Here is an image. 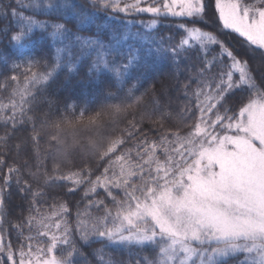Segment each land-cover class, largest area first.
<instances>
[{"label": "snow or ice", "instance_id": "obj_1", "mask_svg": "<svg viewBox=\"0 0 264 264\" xmlns=\"http://www.w3.org/2000/svg\"><path fill=\"white\" fill-rule=\"evenodd\" d=\"M213 6L0 0V264H264V0Z\"/></svg>", "mask_w": 264, "mask_h": 264}, {"label": "trees", "instance_id": "obj_2", "mask_svg": "<svg viewBox=\"0 0 264 264\" xmlns=\"http://www.w3.org/2000/svg\"><path fill=\"white\" fill-rule=\"evenodd\" d=\"M78 2L82 5H84L85 7H88V0H78ZM214 0H208V11H207V20H208V25H202L204 27H208L209 30H213L216 31L219 28V22L215 19L216 17V13L214 11ZM134 20L137 21H148L151 19V17L147 14L144 15H140L138 17H134L132 18ZM121 20H123V17H121ZM181 22H185V21H180V20H173V19H167V20H163L161 22L160 27L158 28V30H154V32H157L159 35H167L169 33L172 34H177V28L175 27V25H177L178 23ZM5 22L0 20V26H3ZM113 23H116L115 21ZM169 25H172V27H169ZM68 26L70 28H72L73 30H75V23L74 22H70L68 24ZM142 26L140 24H129L127 26V31L130 32H136L138 29H140ZM218 35H220L221 39L224 40L229 46H231L234 50H236L238 52V54H240L241 56H244L246 58H248L250 60V62L253 63V66H260V67H264V54H262L259 50H256L254 53H249L248 49L244 46L242 39L238 37L237 34L228 32V31H224L221 30L218 32ZM129 43H134V41H129ZM7 44L6 41L4 43H0V51H7ZM63 79L64 77L62 76L60 81L58 82V84L56 85V87H60L61 85H63ZM160 81H163L165 83H168L169 85H171V95L173 96V98L175 99V97H177L179 94L175 91V82L171 79L170 77V69H163V71L157 76L155 77L152 81L150 82H146L144 84V87L141 89V91H144L146 88H148L149 83H154L156 85V89L159 90L160 88ZM67 89L71 90L75 87L76 92H79L81 90V86H77L76 85V81L75 79H73L72 83L69 85L64 86ZM64 95H66L65 92H61V96L63 97ZM181 100L183 99L182 97L180 98ZM177 103H179V101H177ZM168 127H172L173 125L171 123H169L168 125H166ZM145 127H148V125L146 124ZM75 199H78V197H76ZM21 201L19 200V197L17 196H13L12 198V208L14 212H18L20 209L16 207V205L20 204ZM73 212L75 211V208L73 207Z\"/></svg>", "mask_w": 264, "mask_h": 264}]
</instances>
